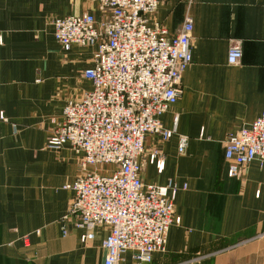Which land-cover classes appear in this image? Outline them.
<instances>
[{"label":"crops","instance_id":"1","mask_svg":"<svg viewBox=\"0 0 264 264\" xmlns=\"http://www.w3.org/2000/svg\"><path fill=\"white\" fill-rule=\"evenodd\" d=\"M102 13L88 0H0V264H103L104 227L62 235L61 218L73 198L64 186L80 174V154L69 145L46 148L69 99L91 90L82 72L94 49L63 51L52 21ZM186 16L192 21L191 64L182 93L159 118L171 139L146 137L142 179L175 184L174 215L166 250L150 263L264 264V164L254 161L227 176L224 142L264 112V0H160L152 22L173 37ZM237 45L238 65L227 63ZM176 119V122L174 120ZM186 139L183 155L177 151ZM165 158L158 174L153 150ZM39 231V234H36ZM93 232L85 242L80 236ZM24 236L29 237L25 246Z\"/></svg>","mask_w":264,"mask_h":264},{"label":"built area","instance_id":"2","mask_svg":"<svg viewBox=\"0 0 264 264\" xmlns=\"http://www.w3.org/2000/svg\"><path fill=\"white\" fill-rule=\"evenodd\" d=\"M88 1L103 14L100 20L83 14L51 23L63 51L72 45L94 49L91 66L82 72L91 90L66 102L63 120L46 144L52 151L69 145L81 155L80 174L64 186L73 198L61 218V232L67 234L68 221L78 230L104 227L103 264H124L126 253L136 263H150L155 254L165 252L169 229L179 223L174 215L178 188L172 182L164 187L144 183L140 158L146 137L167 141L174 134L159 118L182 93V76L191 64L192 21L186 16L177 34L167 37L152 22L160 0ZM241 57L240 48L232 44L227 63L238 65ZM185 148L186 139L180 137L178 153L183 155ZM224 159L229 178L254 161L264 164V112L249 127L226 137ZM148 162L158 174L163 171L165 158L157 149L149 153ZM93 235L85 232L80 241ZM22 242L27 246L29 237Z\"/></svg>","mask_w":264,"mask_h":264},{"label":"rangeland","instance_id":"3","mask_svg":"<svg viewBox=\"0 0 264 264\" xmlns=\"http://www.w3.org/2000/svg\"><path fill=\"white\" fill-rule=\"evenodd\" d=\"M51 151H52V150H51ZM54 152H56V151H54ZM108 168H109V167H108V166H106V167H104V170H108Z\"/></svg>","mask_w":264,"mask_h":264}]
</instances>
